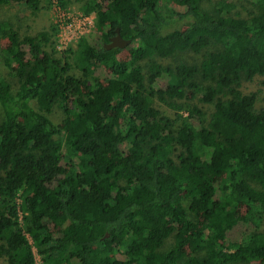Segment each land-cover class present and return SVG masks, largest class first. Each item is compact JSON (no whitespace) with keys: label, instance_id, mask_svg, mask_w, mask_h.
Listing matches in <instances>:
<instances>
[{"label":"trees","instance_id":"obj_1","mask_svg":"<svg viewBox=\"0 0 264 264\" xmlns=\"http://www.w3.org/2000/svg\"><path fill=\"white\" fill-rule=\"evenodd\" d=\"M43 1L52 2L0 6L34 13ZM202 1L86 2L99 44L81 38L63 53L56 25L33 35L0 22L6 264H36L33 246L43 264H264V110L244 89L264 77V0H251L246 16L222 2L208 12ZM167 10L187 27L164 33ZM116 29L133 45L127 59L104 47ZM186 52L200 63L157 61ZM97 68L109 75L91 84ZM242 202L248 231L239 235Z\"/></svg>","mask_w":264,"mask_h":264},{"label":"rangeland","instance_id":"obj_2","mask_svg":"<svg viewBox=\"0 0 264 264\" xmlns=\"http://www.w3.org/2000/svg\"><path fill=\"white\" fill-rule=\"evenodd\" d=\"M110 1L111 0H68L66 9L62 11L58 10L59 5L57 4V0H52L50 5L43 1L41 3L40 10L34 13L31 12V10L27 9L24 5H13L11 7L0 6V22L10 21L12 22L14 27L21 33H28L33 35L43 30H49L52 25L61 24L62 28L58 30L55 39L57 51L63 53L66 52L69 48L75 49L77 41L82 37L86 38L92 46H98L101 37V31L96 27L97 16L95 13H90L88 15L90 16L91 20H85V18L83 17H85L87 14L85 13L83 6L84 4H86V2H98L104 4L105 6ZM219 2H222L226 5H235V10L241 13L242 16H246L249 11L254 10V6L251 0H203L201 3V7L208 12H212L217 8ZM167 5L170 10H174L177 12L183 11L182 8L176 6L174 3L170 2L167 3ZM170 10H167L164 13L167 20L171 23L169 29L164 30V33L176 28L184 29L185 27H187L189 21L178 20L177 16L171 17ZM0 45L5 46V41H0ZM132 46L133 45L130 44L126 48L122 49L123 51L120 54V57L122 59H127L129 57V48H131ZM23 53H26L27 55L26 48H23ZM201 59L202 54L186 52L178 53L167 59L157 58V61L163 65H176L179 62H184L187 64L200 63ZM145 63L146 61L143 62V65H145ZM108 75L109 71L106 68H97L94 72V78L91 80V84H93L95 80L104 82ZM11 82L14 84L15 89L17 87L16 82L14 80H11ZM244 87L245 91H253L258 93V102L256 106L257 110H264V77L259 78L254 84H245ZM211 111L212 108L207 107L206 112L210 113ZM64 117V113L58 107H55L51 115L54 124L60 126ZM2 118L3 110L0 105V122ZM193 121L198 122L196 121V119H194ZM123 149L126 151L125 147ZM71 155L72 151L63 149L62 164L64 165L66 170H69L72 167V162L70 161ZM19 193V199L22 200L23 193ZM184 202L187 204L186 201ZM248 207L249 205L247 204V202H242L236 215V229L237 234L239 235H242L248 231V224L246 222V213ZM20 212L22 213V209ZM53 230L54 232H57V229ZM168 247L169 245H167L165 248ZM119 259L125 260L126 256L119 255ZM37 263L41 264L40 260ZM0 264H6L5 260L1 257Z\"/></svg>","mask_w":264,"mask_h":264},{"label":"water","instance_id":"obj_3","mask_svg":"<svg viewBox=\"0 0 264 264\" xmlns=\"http://www.w3.org/2000/svg\"><path fill=\"white\" fill-rule=\"evenodd\" d=\"M130 44L131 40L124 39L120 34V30L116 29V34L110 39L108 43L104 44V47L107 50L115 48L124 49Z\"/></svg>","mask_w":264,"mask_h":264},{"label":"built area","instance_id":"obj_4","mask_svg":"<svg viewBox=\"0 0 264 264\" xmlns=\"http://www.w3.org/2000/svg\"><path fill=\"white\" fill-rule=\"evenodd\" d=\"M57 4H58V2H57ZM59 8H58V10H60V11H62V10H64V9H61L60 8V6H58ZM83 18H85V20H91V18H90V16L89 15H86L85 17H83ZM57 25V27H58V30L60 29V28H62V25L61 24H56ZM83 38V37H82ZM81 39V38H80ZM79 39V40H80ZM78 40V41H79ZM77 41V42H78ZM20 194V193H19ZM19 194H18V196H17V206H18V208H19V214H20V222L21 223H23V221H22V217H23V215L22 214H24V215H26V213H24V211L22 210V213L20 212L21 211V206H22V200L21 199H19ZM26 236L28 237V239H29V241H30V243L33 245V242H32V240H31V238H30V236H29V234H26ZM33 252H34V254H35V258H36V264H38L37 262L40 260V262H41V264H43L42 263V261H41V259H40V256L37 254V250H36V248L33 246ZM39 258V259H38Z\"/></svg>","mask_w":264,"mask_h":264},{"label":"flooded vegetation","instance_id":"obj_5","mask_svg":"<svg viewBox=\"0 0 264 264\" xmlns=\"http://www.w3.org/2000/svg\"><path fill=\"white\" fill-rule=\"evenodd\" d=\"M112 37H113V36L109 37V41H110V39H111ZM109 41H108V42H109Z\"/></svg>","mask_w":264,"mask_h":264}]
</instances>
